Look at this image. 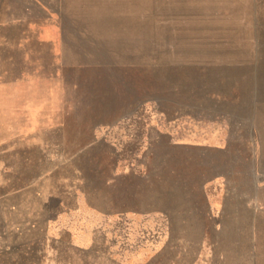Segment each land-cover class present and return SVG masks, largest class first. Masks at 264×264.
<instances>
[{
    "label": "rangeland",
    "instance_id": "obj_1",
    "mask_svg": "<svg viewBox=\"0 0 264 264\" xmlns=\"http://www.w3.org/2000/svg\"><path fill=\"white\" fill-rule=\"evenodd\" d=\"M0 264H264V0H0Z\"/></svg>",
    "mask_w": 264,
    "mask_h": 264
}]
</instances>
